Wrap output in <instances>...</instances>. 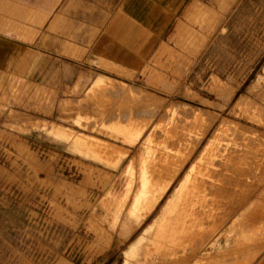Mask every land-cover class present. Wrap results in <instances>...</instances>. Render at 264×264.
I'll use <instances>...</instances> for the list:
<instances>
[{
    "label": "rangeland",
    "instance_id": "1",
    "mask_svg": "<svg viewBox=\"0 0 264 264\" xmlns=\"http://www.w3.org/2000/svg\"><path fill=\"white\" fill-rule=\"evenodd\" d=\"M255 6L237 29L263 42L223 43L190 73L170 52L138 70L70 58L62 89L0 92V264H264V27L253 25L264 0ZM53 10L0 0V35L21 43L26 25L33 44ZM171 208L174 232L158 222Z\"/></svg>",
    "mask_w": 264,
    "mask_h": 264
},
{
    "label": "crops",
    "instance_id": "2",
    "mask_svg": "<svg viewBox=\"0 0 264 264\" xmlns=\"http://www.w3.org/2000/svg\"><path fill=\"white\" fill-rule=\"evenodd\" d=\"M255 3L256 0H54V10L45 16L46 25L39 27L38 40L33 44L27 38L26 25L21 43H16L13 36L9 39L0 35V92L13 90L16 83L30 91L47 80L48 90L56 91L58 85L62 89L63 60L70 58L77 68L101 56L116 67L138 70L161 52H170L180 61L176 68L190 73V68L205 67L207 52L221 51L223 43L263 42L239 34L237 29L240 16L242 20L254 19L243 12L259 10ZM255 24L264 27L263 22ZM48 26H54V33ZM69 50L70 56L64 54ZM231 59H242L248 65L245 56Z\"/></svg>",
    "mask_w": 264,
    "mask_h": 264
},
{
    "label": "bare ground",
    "instance_id": "3",
    "mask_svg": "<svg viewBox=\"0 0 264 264\" xmlns=\"http://www.w3.org/2000/svg\"><path fill=\"white\" fill-rule=\"evenodd\" d=\"M153 131H154V130H153ZM173 134H174V133H173ZM179 134H180V133H179ZM150 135H151V134H150ZM163 136H164V135H163ZM175 137H176V136H175ZM175 137H174V138H175ZM180 137H181V136H180ZM180 137H179V138H180ZM176 138H177V137H176ZM179 138H178V139H179ZM181 138H182V137H181ZM151 139H152V138H151ZM155 139H156V138H155ZM159 139H160V138H159ZM168 139H169V138H168ZM184 139H185V138H184ZM171 140H173V139H171ZM182 140H183V138H182ZM180 141H181V140H180ZM171 142H172V141H171ZM175 142H176V141H175ZM181 142H182V141H181ZM181 142H179V143H181ZM210 142H211V141H210ZM195 144L197 145V143H195ZM195 144H193V146H194ZM170 145H172V144H170ZM170 145H169V147H171ZM173 145H174V146H177L178 144L175 145V144L173 143ZM183 145H184V143H183ZM174 146H173V148L175 149ZM177 147H178V146H177ZM180 147H181V146H180ZM194 148H195V147H193V150H195ZM171 149H172V148H171ZM174 149H173V150H174ZM98 151H99V150H98ZM102 151H103V150H102ZM96 153H98V152H96ZM98 154H99V153H98ZM100 155H101V154H100ZM198 155H200V154H198ZM189 156H190V154H189ZM198 157H199V156H198ZM163 158H164V157H163ZM199 158H200V157H199ZM104 159H105V158H104ZM168 159H169V158H168ZM184 160H185V159H184ZM168 161H169V160H168ZM182 162H183V161H182ZM185 162H186V161H185ZM185 162H184V163H185ZM197 162H198V161H197ZM169 163H170V162H169ZM181 164H183V163H181ZM181 164H179L180 167H181ZM195 164H196V163H195ZM197 165H198V164H197ZM200 165H201V164H200ZM158 166H159V165H158ZM179 166H178V167H179ZM190 166H191V165H190ZM194 166H195V165H194ZM202 166H203V165H202ZM163 167H164V166H163ZM195 167H196V166H195ZM159 168H160V167H159ZM196 168H197V167H196ZM196 168H195V169H196ZM163 169H164V168H163ZM179 169H180V168H179ZM197 169H198V168H197ZM203 169H204V168H203ZM150 170H151V169H150ZM155 170H156L157 172L159 171V169H158V170L155 169ZM198 170H199V169H198ZM212 170H213V169H212ZM144 171H145V169H144ZM156 171H155V172H156ZM169 171H170V170H169ZM178 171H179V170H178ZM201 171H202V170H201ZM206 171H207V170H206ZM153 172H154V171H153ZM153 172H152V173H153ZM157 172H156V173H157ZM166 172H167V171H166ZM192 172H193V171H192ZM210 172H211V171H210ZM213 172H214V171H212V174L209 173L210 176L213 175ZM176 173H177V171L175 172V174H176ZM206 173H207V172H206ZM173 174H174V173H173ZM173 174H168V175H173ZM157 175H159V174H157ZM176 175H177V174H176ZM149 176H150V175H149ZM164 176H165V174H164ZM208 176H209V175H208ZM210 176H209V177H210ZM151 177H153V176L151 175ZM156 177H157V176H156ZM174 177H175V176H174ZM172 178H173V177H171V179H172ZM202 178H203V177H202ZM143 179H144V178H143ZM197 179H198V178H197ZM204 179H205V178H204ZM167 180H169V179L167 178ZM182 180H183V179H182ZM182 180H181V182H182ZM184 180H185V181H183V183H180V185L176 188V191L174 192L173 197H172L171 199L175 198V196H176V199L178 200V199H179V195H180V196L183 195V194H180V193H181V191H183V188H184V186H185L184 183H186V179H185V178H184ZM199 180L201 181V178H200ZM238 180H239V179H238ZM158 181H159V180H158ZM170 181H171V180H169V181H167V182L170 183ZM204 181H205V180H204ZM204 181H203L202 184H205ZM159 182H160V181H159ZM162 182H163V181H161V183H162ZM140 183H142V182H140ZM164 183H165V181L163 182L162 186L164 185ZM168 183H167V184H168ZM207 183H209L208 180H206V184H207ZM145 184H146V183H145ZM158 184H159V183H158ZM197 184H198V183L196 182V185H197ZM147 185H148V184H147ZM147 185H145V186H147ZM151 185H152V184H151ZM165 185H166V183H165ZM196 185H195V187H196ZM199 185H200V184H199ZM208 185H209V184H208ZM139 186H140V185H139ZM139 186H138V187H139ZM141 186H142V185H141ZM148 186H149V185H148ZM187 186H188V185H187ZM200 186H201V185H200ZM203 186H204V185H203ZM203 186H201V188H202ZM206 186H207V185H206ZM142 187H143V186H142ZM149 187H150V186H149ZM189 187H190V186H189ZM189 187H187V188H189ZM150 188H151V187H150ZM199 188H200V187H199ZM207 188H209V187H207ZM207 188H206V189H207ZM137 189H138V188H137ZM140 189H141V188H140ZM140 189H138V190H140ZM142 189H143V188H142ZM142 189H141V190H142ZM147 189H148V188H147ZM147 189H146V190H147ZM174 189H175V188H174ZM174 189H173V190H174ZM197 189H198V187H197ZM204 189H205V188H204ZM146 190H145V194H146ZM149 190H150V189H148V191H149ZM202 190H203V188H202ZM207 190H208V189H207ZM209 190H210V188H209ZM209 190L207 191V192H208L207 194L212 195V194L210 193V192H212V191H209ZM143 191H144V189H143ZM151 191H152V189H151ZM196 191H197V190H196ZM196 191H195V192H196ZM149 192H150V191H149ZM155 192H156V191H155ZM197 192H199V190H198ZM215 192H216V191H213L214 195L217 194V193H215ZM217 192H218V191H217ZM139 193L141 194L142 191H139ZM143 193H144V192H143ZM143 193H142V194H143ZM148 194L150 195L151 193H148ZM153 194H154V193H153ZM184 194H185V192H184ZM196 194H197V193H196ZM196 194H195V195H196ZM198 194H199V193H198ZM204 194H206V193H204ZM226 195H227V194H226ZM137 196H138V195H137ZM139 196H140V195H139ZM143 196H144V195H143ZM189 196H190V195H189ZM196 196H197V195H196ZM212 196H213V195H212ZM135 197H136V196H135ZM144 197H145V196H144ZM147 197H148V196H147ZM187 197H188V196H187ZM198 197H199V195H198ZM198 197H197V198H198ZM213 197H214V196H213ZM191 198H192V196H191ZM195 198H196V197H195ZM217 198H218V197H217ZM124 199H125V198H124ZM124 199H123V200H124ZM137 199H138V197H137ZM137 199H136V200H137ZM143 199H144V198L141 197V200H143ZM189 199H190V198L188 197V202H189ZM147 200H148V199H146V201H147ZM198 200H199V198H198ZM198 200H197V201H198ZM125 201H126V200H125ZM138 201H139V199H138ZM146 201H145V202H146ZM154 201H155V203H156L157 200L155 199ZM179 201H180V199H179ZM194 201H195V200H194ZM194 201H193V202H194ZM197 201H196L195 203H198V204H199V202H197ZM200 201H201V200H200ZM145 202H144V203H145ZM180 202H181V201H180ZM202 202H203V201H202ZM153 203H154V202H153ZM153 203H152V204H153ZM168 203H169V201H167L166 204H168ZM181 203H182V202H181ZM184 204H185V203H183L181 206H184ZM190 204H191V203H190ZM143 205H144V204H143ZM154 205H155V204H154ZM177 205H180V203H179V204L177 203ZM201 205H202V204H201ZM204 205H205L204 207H206V204H205V203H204ZM230 205H231V204H230ZM140 206H141V205H140ZM181 206H180V207H181ZM188 206H189V205H188ZM188 206H186V207H188ZM202 206H203V205H202ZM202 206H201V207H202ZM151 207H153V206L151 205ZM164 207H165V206H164ZM178 207H179V206H178ZM196 207H199V205H196L194 208H196ZM233 207H234V206H233ZM183 208H184V207H183ZM183 208H182V210H183ZM189 208H190V206H189ZM189 208H188V209H189ZM230 208H231V206H230ZM150 209H152V208H150ZM196 209H197V208H196ZM196 209H195V210H196ZM200 209H201V208H200ZM207 209H208V208H207ZM129 210H130V208H129ZM180 210H181V209H180ZM180 210H178V208H176V209L173 211L172 208H171L170 210H167V211H165L164 213H163V210H162V213L165 214V216H167V221H166V222H161V221L159 220L158 222L163 223V225H164V224H165V225L167 224V225H166L167 227H168V225H169V227H170L171 224H173V226H174V224H177L178 222H180V225H181V221H178V220H177V219L179 218V215H178L177 213H178V211L180 212ZM234 210H235V209H234ZM186 211H187V210H186ZM186 211H185V212H186ZM191 211H192V210H191ZM191 211H190V212H191ZM196 211H198L197 213L199 214V217H200V213H202V212L199 211V210H196ZM176 212H177V213H176ZM183 212H184V211H183ZM183 212L181 211L182 214H183ZM203 212H205V211H203ZM160 213H161V212H160ZM162 213H161V215H162ZM186 213H187V212H186ZM192 213H193V212H192ZM194 213H195V215H194ZM194 213H193L194 217H195V216L197 217L198 214L196 215V212H194ZM205 213H206V212H205ZM208 213H209V212H208ZM214 213H215V212H214ZM179 214H180V213H179ZM188 214H189V213H188ZM202 214H203V213H202ZM202 214H201V215H202ZM159 215H160V214H159ZM180 215H181V214H180ZM189 215H190V214H189ZM144 216H145V215H144ZM183 217H184V216H183ZM183 217H182V218H183ZM185 217H186V216H185ZM185 217H184V218H185ZM203 217H204V216H203ZM197 218H198V217H197ZM197 218H196V219H197ZM210 218H211V217H210ZM179 220H181V219H179ZM192 220L194 221L195 219L192 218ZM140 221H141V220H140ZM186 221L188 222V221H191V220L187 218ZM186 221H185V222H186ZM155 222H156V220H155ZM191 222H192V221H191ZM191 222H190V223H191ZM196 222H197V221H196ZM196 222H195V223H196ZM217 223H218V222H217ZM151 224H152V222H151ZM154 224H155V223H154ZM178 224H179V223H178ZM193 224H194V223H192V226H193ZM200 225H201V223H200ZM166 226H163V228L166 227ZM189 226H191V225H189ZM189 226H188V227H189ZM196 226H197V225H196ZM208 226H209V225H208ZM217 226L219 227V224H218ZM150 227H153V226L151 225ZM150 227H149V228H150ZM154 227H155V225H154ZM154 227H153V228H154ZM157 227H158V226H157ZM157 227H156V228H157ZM160 227H161V225L159 226V228H160ZM167 227H166V228H167ZM176 227H177V226H175V228H176ZM204 227H205V226H204ZM206 227H207V226H206ZM156 228H155V230H156ZM161 228H162V227H161ZM161 228H160V230H161ZM163 228H162V229H163ZM166 228H164L165 231H163V232H160V231H159V233H161V234L165 232V234H164L165 236H164V237H166ZM170 228H171V230H172L173 227L171 226ZM170 228L167 230V231H168V234H170ZM186 228H187V227H185V229H184V227H183V229H184L185 231H186ZM207 228H208V227H207ZM150 229H151V228H150ZM150 229H149V230H150ZM173 229H174V228H173ZM177 229H178V227H177ZM177 229H176V230H172V231H173V232H174V231H177ZM193 229H194V228H193ZM196 229H197V228H196ZM203 229L207 232V230H206L205 228H203ZM149 230H148V231H149ZM158 230H159V229H158ZM158 230H157V231H158ZM178 230H179V229H178ZM184 230H182V232H184ZM198 230H199V229H198ZM157 231H156V232H157ZM193 231H194V230H193ZM196 231H197V230H196ZM182 232H181V233H182ZM186 233H187V232H186ZM201 233H202V232H201ZM143 234H144V233H143ZM171 234H172V233H171ZM178 234H179V233H178ZM178 234L176 233L175 235L178 236ZM187 234H189V232H188ZM159 235H160V234H159ZM184 235H185V234H184ZM160 236H161V235H160ZM160 236H159V237H160ZM162 236H163V235H162ZM170 236H171V235H170ZM155 237H158V236H154V235H153V238H154V239H155ZM159 237H158V239H159ZM198 237H199V236H198ZM177 238H178V237H177ZM151 239H152V238H151ZM158 239H157V240H158ZM183 239H184V238H183ZM182 241H183V240H182ZM185 241H186V240H185ZM138 242H139V241H138ZM153 242H154V241H153ZM156 242H158V241H156ZM160 242H161V240H160ZM162 242H163V238H162ZM167 242H168V241H167ZM140 243H142V242H140ZM189 243H191V242H189ZM156 244H157V243H156ZM167 244H168V246H169V243H167ZM172 244H175V243L172 242ZM172 244H170V245H172ZM180 244H182V243H180ZM184 244H185V243H184ZM158 245H161V243L157 244V246H158ZM162 245H163V244H162ZM174 246H175V245H174ZM180 246H181V245H180ZM180 246H179V247H180ZM159 247H160V246H159ZM187 247H188V245H187ZM168 248H169V247H167V249H168ZM177 248H178V246H177ZM165 249H166V247H165ZM160 250H161V249H160ZM173 250H174V248H173ZM175 250H176V247H175ZM163 251H164V250H163Z\"/></svg>",
    "mask_w": 264,
    "mask_h": 264
}]
</instances>
